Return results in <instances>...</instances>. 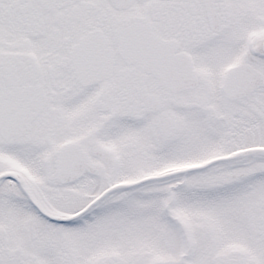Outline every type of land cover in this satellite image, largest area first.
I'll use <instances>...</instances> for the list:
<instances>
[{
  "label": "snow or ice",
  "instance_id": "1",
  "mask_svg": "<svg viewBox=\"0 0 264 264\" xmlns=\"http://www.w3.org/2000/svg\"><path fill=\"white\" fill-rule=\"evenodd\" d=\"M0 264H264V0H0Z\"/></svg>",
  "mask_w": 264,
  "mask_h": 264
}]
</instances>
